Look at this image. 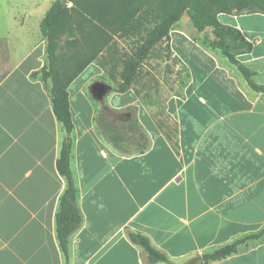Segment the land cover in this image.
<instances>
[{
	"label": "crops",
	"instance_id": "1",
	"mask_svg": "<svg viewBox=\"0 0 264 264\" xmlns=\"http://www.w3.org/2000/svg\"><path fill=\"white\" fill-rule=\"evenodd\" d=\"M42 3L0 0V264H66L56 235L66 188L57 160L66 133L50 83L32 76L47 63L40 32L47 12L34 11ZM257 15H227L232 24H222L252 44L237 59L264 85V54L255 51L263 38L243 23ZM194 38L180 27L170 32L171 52L188 76L165 107L174 135L133 88L127 92L134 102L106 105L109 93L127 92H118L121 80L110 79L99 60L69 87L70 166L83 223L70 238L67 264H264V237L247 240L225 259L203 260L264 228V93L252 91L219 50ZM92 67L100 80L87 84L89 96L81 86L74 100L73 84ZM131 108L149 139L144 153L124 154L104 134L109 124L119 130L121 111ZM130 232L146 236L170 263H151Z\"/></svg>",
	"mask_w": 264,
	"mask_h": 264
},
{
	"label": "trees",
	"instance_id": "2",
	"mask_svg": "<svg viewBox=\"0 0 264 264\" xmlns=\"http://www.w3.org/2000/svg\"><path fill=\"white\" fill-rule=\"evenodd\" d=\"M185 14L198 32L211 29L213 40L210 47L219 50L230 64L237 67L252 91L264 93V85L254 80V71L237 59L250 53L252 44L238 29L222 24L218 18L220 14H264V0H55L40 23V32L46 41L47 63L32 76L50 83L52 107L66 133L57 160V170L65 179L66 188L56 213V235L66 264L70 238L83 223L70 166L74 123L68 89L90 64L112 48L116 38L140 36L146 32L136 50L123 63L117 90L127 92L152 50L163 41H170L172 28ZM133 114L119 130L115 126L113 132L111 124L104 128L107 139L124 154L144 153L149 148L148 136L136 119V109ZM263 237L264 228L255 235L205 255L203 260L225 259L236 253L238 246L247 240ZM129 238L144 251L151 263H170L146 236L130 232Z\"/></svg>",
	"mask_w": 264,
	"mask_h": 264
},
{
	"label": "rangeland",
	"instance_id": "3",
	"mask_svg": "<svg viewBox=\"0 0 264 264\" xmlns=\"http://www.w3.org/2000/svg\"><path fill=\"white\" fill-rule=\"evenodd\" d=\"M54 1L55 0H43L41 6L34 10L36 12L35 14L43 16L49 10ZM220 22L224 24H232L231 22L233 21L229 19V16L225 15L220 18ZM243 23L245 27L253 28L259 31L258 36L262 37L263 41L260 45H257L255 51L256 54H264V14L254 17L246 16ZM175 27H180L184 31L188 32L191 38L196 37L194 40L199 43L208 44L213 40L211 29H207L203 33L194 32L195 30H193L192 21L187 14H185L181 21L173 28ZM192 33H194L193 37ZM145 34L146 32H143L140 36L116 38L112 48L99 56V63L105 68L110 79L113 78L115 82L117 79H120L124 61L133 54ZM168 42L170 41H163L152 50L149 58L144 62L136 81L130 86V88H133L136 92L140 99V103L157 109L156 117L160 122V126L174 135L175 124L166 115L165 107L170 96L173 94H181L182 88L185 85L188 76L186 68L171 52ZM218 53L221 59L227 61V59L222 56L220 52ZM97 72H99L97 71V68L92 67L73 84L72 96L74 100L77 98L79 99L80 96L77 92L81 86H85L86 93L89 96V87H91L96 81L100 80V78L93 77L97 74ZM91 77L95 79L91 81ZM88 83L89 87L87 86ZM134 100L135 96L131 92H127L120 97L116 96L115 98L112 93H109L105 97L104 102L109 106L114 105L123 107L134 102ZM94 103L97 104L96 102ZM135 109L136 108H131L127 112L126 110L121 111L120 128L126 123L123 121L126 114H130L133 117ZM108 117L110 120L113 119L110 114H108ZM115 123H117L116 118Z\"/></svg>",
	"mask_w": 264,
	"mask_h": 264
}]
</instances>
